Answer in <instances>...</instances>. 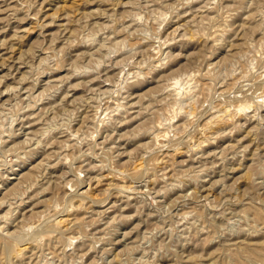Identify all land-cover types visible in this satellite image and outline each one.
Returning a JSON list of instances; mask_svg holds the SVG:
<instances>
[{
	"label": "rangeland",
	"instance_id": "rangeland-1",
	"mask_svg": "<svg viewBox=\"0 0 264 264\" xmlns=\"http://www.w3.org/2000/svg\"><path fill=\"white\" fill-rule=\"evenodd\" d=\"M0 264H264V0H0Z\"/></svg>",
	"mask_w": 264,
	"mask_h": 264
},
{
	"label": "bare ground",
	"instance_id": "bare-ground-1",
	"mask_svg": "<svg viewBox=\"0 0 264 264\" xmlns=\"http://www.w3.org/2000/svg\"><path fill=\"white\" fill-rule=\"evenodd\" d=\"M190 77V76H189ZM178 84V83H177ZM177 91V90H176ZM175 93V92H174ZM178 93H176V95H177ZM179 95V94H178ZM248 107V106H247ZM242 108H244V107H242ZM249 109V108H248ZM227 112V111H226ZM225 112V113H226ZM241 112H242V110H241ZM236 113V112H235ZM234 114V113H233ZM254 117V116H253ZM231 119V118H230ZM211 120V119H210ZM212 128V127H211ZM209 130V129H208ZM157 141V140H156ZM196 150V149H195ZM137 168V167H136Z\"/></svg>",
	"mask_w": 264,
	"mask_h": 264
}]
</instances>
